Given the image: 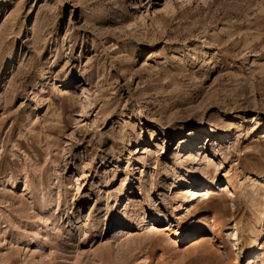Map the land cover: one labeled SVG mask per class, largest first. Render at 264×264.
<instances>
[{
  "label": "rangeland",
  "instance_id": "1",
  "mask_svg": "<svg viewBox=\"0 0 264 264\" xmlns=\"http://www.w3.org/2000/svg\"><path fill=\"white\" fill-rule=\"evenodd\" d=\"M0 264H264V0H0Z\"/></svg>",
  "mask_w": 264,
  "mask_h": 264
},
{
  "label": "bare ground",
  "instance_id": "2",
  "mask_svg": "<svg viewBox=\"0 0 264 264\" xmlns=\"http://www.w3.org/2000/svg\"><path fill=\"white\" fill-rule=\"evenodd\" d=\"M186 142V141H185ZM220 150V148H218V147H206L205 148V151L206 152H208V151H210L211 153H215L216 151H219ZM73 164H75V163H73ZM207 164V163H206ZM210 163H208L207 165H206V168H205V164L203 165L204 166V170L206 169V171L204 172V174H202V172H203V169L200 167V169L198 168L197 169V167H194L193 165L192 166H187V167H173V168H171V173L170 174H172L173 175V180H175V179H178V183H182V182H184L185 180H188V175L189 174H192V175H194L193 176V178H195V179H198V180H200V178L203 176V175H207L208 173V171H210L211 172V170H208V165H209ZM193 172H195V173H197V174H194ZM212 174V173H211ZM211 174H209V175H207V176H210V178H213L214 176H212ZM201 181V180H200ZM147 191L148 190H146V193L145 194H148L147 193ZM148 196V195H147ZM40 201H42L41 202V206H44V204L46 203V200H40ZM40 204V203H39ZM47 204V203H46ZM186 206H182V204H175L174 206H173V210L171 211V212H166V211H162L159 207H155L154 209L156 210V211H158V212H163L164 214H169V213H172V215H173V217H174V220L175 221H181L183 218H185V214L184 215H182L181 216V214H182V210L181 209H184ZM187 208V207H186ZM190 208V207H189ZM148 211V206L146 205V207H145V212H147ZM193 221L192 220H187V225L189 226V225H191V224H193L192 223ZM186 225V226H187ZM263 227V219L261 218L259 221H258V225H257V229L255 230V231H252V235H251V237H250V243H252L254 240H255V238H256V236H257V231H260V229ZM256 241V240H255Z\"/></svg>",
  "mask_w": 264,
  "mask_h": 264
}]
</instances>
